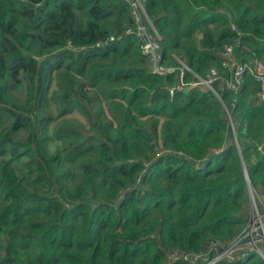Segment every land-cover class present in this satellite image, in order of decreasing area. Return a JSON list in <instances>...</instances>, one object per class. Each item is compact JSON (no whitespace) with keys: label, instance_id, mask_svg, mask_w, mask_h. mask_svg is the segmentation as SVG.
<instances>
[{"label":"trees","instance_id":"1","mask_svg":"<svg viewBox=\"0 0 264 264\" xmlns=\"http://www.w3.org/2000/svg\"><path fill=\"white\" fill-rule=\"evenodd\" d=\"M146 11L164 63L191 69L186 82L220 68L215 50L235 41L237 54L264 62V0H147ZM135 27L123 0H0V264H169L213 243L218 253L247 222L249 187L264 196V105L252 78L235 106L228 91L172 98L179 79L152 73L126 33ZM54 73L61 114L80 111L89 132L63 129L69 146L51 154L43 109ZM16 93H26L20 106ZM157 146L171 153L156 158ZM42 182L52 191L33 189Z\"/></svg>","mask_w":264,"mask_h":264},{"label":"built area","instance_id":"2","mask_svg":"<svg viewBox=\"0 0 264 264\" xmlns=\"http://www.w3.org/2000/svg\"><path fill=\"white\" fill-rule=\"evenodd\" d=\"M123 1L129 6L136 26L135 29H128L126 33L134 35L138 39L139 44L143 42L140 46L143 54L148 58L152 73L164 77L173 75L179 79L177 85L170 89L172 98H174L177 92H189L192 89H198L200 91L213 92L222 100L219 91H228L233 95L232 105L235 106L245 88L248 77H251L256 88L257 101L259 104L264 105V62L255 59L249 53L245 52L244 54V51L237 54L236 46L239 41L226 45L222 49L215 50L216 55L221 61L220 68L212 66L206 78L195 75V80L186 82V72L192 73V71L184 62L179 61V66L164 63L161 37L147 15V0ZM232 30L237 31V26L235 24L232 25ZM115 40L116 38L112 36L107 42L96 44V48H103ZM73 49L77 50L76 48ZM226 112L230 119L227 108ZM231 127L236 136V125L232 121ZM259 149L263 152L261 147ZM165 153H171V151L169 150ZM244 170L247 172V169ZM145 172L146 170L141 174V177L138 179L139 182H141ZM253 197H255V195H253ZM259 204L262 206L263 200L259 199ZM240 237H250V242L248 243V247H246L247 252L243 253L238 260L247 261L251 257L258 256V258L264 262V208L259 209V207H257L256 210L253 211L252 216L247 219L244 231L240 232L233 242L221 252H216V243L212 244L209 253L183 254L176 251L169 256V264H176L181 261L187 262L188 264H197L199 260H203V264H217L224 260L234 261L230 258L227 248L229 246L231 247V245L234 246ZM214 252L215 254L213 255ZM208 255L210 258L206 259Z\"/></svg>","mask_w":264,"mask_h":264},{"label":"rangeland","instance_id":"3","mask_svg":"<svg viewBox=\"0 0 264 264\" xmlns=\"http://www.w3.org/2000/svg\"><path fill=\"white\" fill-rule=\"evenodd\" d=\"M245 54V51H244ZM58 83H59V73L53 74V82L50 86L49 93L46 96V102L43 109V114H46L52 118V123L49 128V136L51 138L50 148L49 151L51 154L59 153L60 151L66 147L69 146L68 142L64 143L63 141H60L57 139L59 133L62 134L63 129L68 130L69 133H71L70 129L74 128L79 131L88 133L89 132V125L87 123L86 118L80 113V111L71 112L67 115H62L63 107L60 104L59 96L60 92L58 91ZM92 96L97 97V90H92ZM26 99V93L18 94L16 93L14 95V98L11 100V103L20 106L24 100ZM104 102L98 98L97 103L95 104V107L97 108L99 105L102 106ZM105 108L107 109V113L110 114V110L108 108L107 104H104ZM6 124L4 125L6 128L9 127L10 121H6ZM27 130H19L14 134V140L18 143L25 140L28 136ZM152 139L151 135H149ZM153 141V140H152ZM238 144V143H237ZM169 150L163 149L160 146L155 147V157H159L163 155L165 152ZM9 157H6L8 159ZM66 168V167H65ZM34 190H38L42 193H49L52 191V188L45 184V183H38L34 186ZM255 195V197H253ZM255 198V199H254ZM259 199L263 200V205L260 206ZM245 209H246V220L252 216V213L254 210H256L257 207L259 209L264 208V196L257 194L255 189L253 187H249L248 195L245 199ZM246 224H244L243 228L241 229V232L244 231ZM255 234V233H254ZM240 237L237 240V243L229 246L227 250H229L230 258H232L234 261L241 257L243 253L247 252L248 243L250 242V237ZM209 255L206 256V259H209ZM255 259H258V256L254 257Z\"/></svg>","mask_w":264,"mask_h":264},{"label":"water","instance_id":"4","mask_svg":"<svg viewBox=\"0 0 264 264\" xmlns=\"http://www.w3.org/2000/svg\"><path fill=\"white\" fill-rule=\"evenodd\" d=\"M140 44H143V42H141ZM163 56H164V54H163ZM150 138V137H149ZM150 141H152V139L150 138ZM239 146V145H238ZM244 169H246V167L244 166ZM245 176H246V178H247V181H248V183H249V177H248V173L247 172H245Z\"/></svg>","mask_w":264,"mask_h":264}]
</instances>
